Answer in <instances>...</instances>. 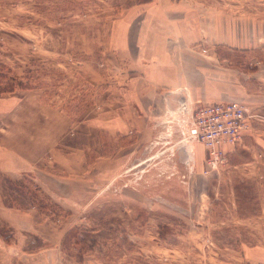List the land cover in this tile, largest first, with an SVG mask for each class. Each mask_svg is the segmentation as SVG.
Segmentation results:
<instances>
[{
	"label": "rangeland",
	"instance_id": "1",
	"mask_svg": "<svg viewBox=\"0 0 264 264\" xmlns=\"http://www.w3.org/2000/svg\"><path fill=\"white\" fill-rule=\"evenodd\" d=\"M149 1L0 0V87L16 86L0 93V154L44 145L24 175L0 172L4 264H264V102H240L249 128L216 167L183 141V98L142 112L140 137L117 126L137 118L127 12ZM156 2L169 47L157 54L215 52L261 98L264 0ZM88 143V163L63 156Z\"/></svg>",
	"mask_w": 264,
	"mask_h": 264
},
{
	"label": "crops",
	"instance_id": "2",
	"mask_svg": "<svg viewBox=\"0 0 264 264\" xmlns=\"http://www.w3.org/2000/svg\"><path fill=\"white\" fill-rule=\"evenodd\" d=\"M148 3L155 4L146 9V13L143 12L144 15L137 14V10L140 8H135L136 5L130 7L127 12V14L131 13V17L134 15L131 20L133 30H131L130 25L127 26L125 35L127 41L122 45V50L126 48L127 55H125L131 58L132 67H134L127 82L128 93L131 92V102L127 101V105L131 106L129 109L137 112V118L129 117V121L122 118L121 123L117 126L123 128L134 127L139 131L140 137L144 127L150 128V116L145 118L142 112L155 113V116L158 112L157 109L161 110L162 106L164 107L167 103L166 101L176 102L181 98H183L182 103H186L189 109H194L203 104L221 102L247 101L250 104H255V106L264 102V94L261 98L253 97V91L247 83L236 80L235 70L228 65L221 66L219 64L215 52L209 50L207 52L192 50L193 52H191L187 50L189 55L186 58L183 56L178 57L182 55L181 52H178V56L166 54L165 50H163L164 54H157V49L154 50L152 47H158L159 51L165 45L164 40H162L164 39L162 33L165 34L166 25H163L162 19H164L165 14L167 15L168 9L162 7L156 0ZM154 8L159 9L160 16L153 12ZM161 17L162 19H160ZM165 37L167 38V35ZM164 48L169 47L165 45ZM149 49L152 50L151 52L154 51L151 60L146 56ZM160 88L163 90L161 91ZM175 93L178 94L175 95ZM175 96H178L179 99H175ZM33 143L35 145L33 149L26 148V150L20 152L10 146L4 147L3 152L0 154V172L14 178L30 171L31 166L36 164L38 160L43 159L44 153L42 138ZM89 146V143L86 148L71 146L66 153H63V156L74 159V162H72L74 164L76 163L75 156L78 155L81 158L79 164L84 165L87 162L86 151ZM234 149L235 147L230 145L225 147L227 153L234 151ZM70 176L72 175L68 173L65 179L74 181ZM35 178L37 181L39 180L38 175ZM3 201L4 199L2 200L0 197V204H5ZM4 204L1 205L0 209L10 211V206L7 207L5 206L7 204ZM3 244L5 243L0 237V255L4 264L7 248Z\"/></svg>",
	"mask_w": 264,
	"mask_h": 264
},
{
	"label": "built area",
	"instance_id": "3",
	"mask_svg": "<svg viewBox=\"0 0 264 264\" xmlns=\"http://www.w3.org/2000/svg\"><path fill=\"white\" fill-rule=\"evenodd\" d=\"M189 111L182 125L183 141L191 152L196 143H201L208 162L215 167L226 159L225 147L240 144L244 130L249 128L248 110L240 102L203 104Z\"/></svg>",
	"mask_w": 264,
	"mask_h": 264
},
{
	"label": "trees",
	"instance_id": "4",
	"mask_svg": "<svg viewBox=\"0 0 264 264\" xmlns=\"http://www.w3.org/2000/svg\"><path fill=\"white\" fill-rule=\"evenodd\" d=\"M17 85H18V86H23L24 84H23L22 81H20V82H17ZM15 88H16V86H15L14 84L11 85V87H10L9 90H7L8 88H5V87L2 88V87H0V93L6 92V91H12V90H14Z\"/></svg>",
	"mask_w": 264,
	"mask_h": 264
}]
</instances>
